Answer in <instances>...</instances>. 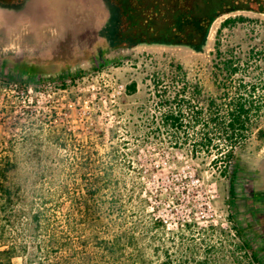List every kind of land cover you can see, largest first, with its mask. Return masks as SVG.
<instances>
[{"label":"rangeland","instance_id":"1","mask_svg":"<svg viewBox=\"0 0 264 264\" xmlns=\"http://www.w3.org/2000/svg\"><path fill=\"white\" fill-rule=\"evenodd\" d=\"M115 11L108 0H0V169L13 201L7 211L0 201V226L4 245L18 250L12 264L41 257V224L33 219L43 209L58 227L72 223L73 249L79 256L87 249L91 264H166L167 256L172 264H252L236 246L234 226L263 247L264 200L254 196H264V108L233 159L221 135L226 107L217 125L207 108L211 99L249 100L250 91H240L243 76L258 89L252 98L264 103V14L219 18L198 51L114 48ZM218 38L223 54L255 57L230 82L228 95L214 77ZM23 64L41 69L28 90L11 79L13 66ZM178 64L188 75V112L182 127L166 126L164 116L177 105L162 106L154 81L161 75L169 93H178L170 75ZM68 72L80 75L62 80ZM132 84L137 92L129 94ZM208 134L213 142L204 146ZM91 185L101 189L96 200L105 207L121 201L113 221L123 241L112 258L99 251L97 239L107 234L90 233L73 209Z\"/></svg>","mask_w":264,"mask_h":264},{"label":"trees","instance_id":"2","mask_svg":"<svg viewBox=\"0 0 264 264\" xmlns=\"http://www.w3.org/2000/svg\"><path fill=\"white\" fill-rule=\"evenodd\" d=\"M7 3H15L18 0H1ZM115 6V13L111 19L112 29L111 37L113 39L114 48H133L139 44H164L172 46H189L194 50L200 51L206 44L213 24L221 17L230 14L241 12H253L264 14V0H108ZM236 20H244L229 18L224 21L222 28L234 24ZM222 28L218 31V35L222 33ZM220 39H217V59L214 61V77L216 85L219 89L225 90L228 95L229 84L243 69L242 66H247L249 62L255 59L254 52H251L245 60L239 55L230 53L225 55L222 53ZM263 55V53H260ZM39 67L33 65H15L12 71V80L20 82L27 87L33 84V81L39 74ZM244 71H246L244 69ZM248 74V73H246ZM80 72L67 73L62 76L64 81H76ZM173 84L179 85V91L175 94H170L167 87H164L163 76L157 77L154 81L156 96L160 99L163 107L175 102L177 106L172 108L164 116V124L166 126L182 127L184 117L188 112L186 98L188 86L187 72L180 64L173 65L171 74ZM252 76V75H249ZM26 77L27 79H24ZM250 78V77H249ZM252 78V77H251ZM258 79V78H257ZM246 76H243L240 81V91L242 89L250 91V99L245 100L239 96L236 99H231L228 104L219 103L218 99H211L208 110L212 114V122L217 125L220 119L219 115L224 107L227 109V121L221 128V135H224V140L227 143L225 156L228 159H233L235 149L241 144V141L247 138V134L252 130L251 119L254 115L261 113L264 108V103L256 101L252 97L258 91L253 81H246ZM253 80V78H252ZM162 88L165 91H162ZM129 94L137 92V85L132 84L127 87ZM189 102V101H188ZM197 117L203 114L198 111ZM214 116V117H213ZM196 117V118H197ZM220 130V129H218ZM203 145L209 146L212 144V138L208 134L203 140ZM0 169V201H4L2 209L7 211V207L13 202L11 193L5 191L3 185V172ZM5 176V175H4ZM2 177V178H1ZM235 177L231 181L230 193L232 198H235ZM87 195L77 198V202L73 203V209L80 212L82 218H86L83 224L85 228L90 230V233L95 236L99 234H107L105 237H98L99 251L105 257H115L121 252L119 248L123 241L122 235H115V222L113 214L122 210V206H118L121 201L110 202V207H105L100 204L96 197L101 191L98 186H88ZM254 198L257 201H263L264 196L256 194ZM118 207V208H117ZM106 208V209H105ZM46 211L41 210L40 214L34 216V221L41 224V257L32 264H91L90 254L85 249L81 256L75 253L73 249L72 223L67 221L66 225L58 227L57 223H50L49 215ZM108 214H107V213ZM71 214V213H70ZM69 214V215H70ZM107 215V217L105 216ZM112 214V215H111ZM72 215V214H71ZM7 218V216L5 217ZM70 218V217H69ZM233 220L235 216L231 217ZM111 221L103 225L104 220ZM1 220V219H0ZM69 220V219H68ZM236 220V219H235ZM9 221V219L7 220ZM238 224V222H237ZM4 227L0 226V244L3 249H0V263L5 261L12 264L13 259L17 256L18 250L14 245L6 244ZM235 234L239 243L236 244L239 250H242L246 258H251L252 264H264L262 254L264 253V244L260 250L256 249L248 235L247 229L242 225L234 226ZM27 248H25V252ZM97 256L98 251H94ZM92 256V255H91ZM30 263V264H31ZM75 263V264H76ZM166 264H172L171 259L167 256Z\"/></svg>","mask_w":264,"mask_h":264}]
</instances>
